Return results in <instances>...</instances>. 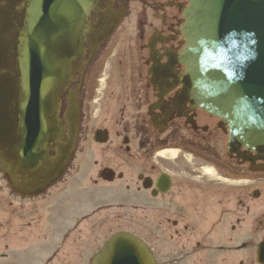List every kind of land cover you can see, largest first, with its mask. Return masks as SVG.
Instances as JSON below:
<instances>
[{"label": "flooded vegetation", "instance_id": "1", "mask_svg": "<svg viewBox=\"0 0 264 264\" xmlns=\"http://www.w3.org/2000/svg\"><path fill=\"white\" fill-rule=\"evenodd\" d=\"M28 2L0 0V22L21 21ZM187 5L188 0H92L67 94L79 88L83 112L87 97L101 86V98L111 100L124 122L117 135L127 168L105 166L99 176L124 182L127 202L150 214L149 239L138 235L155 264H264V157L245 147L228 149L226 124L193 99L181 58ZM6 48L0 38L1 58ZM62 180L22 188L0 173V264H91L94 242H78L87 229L79 226L91 215L76 211L82 217L63 226ZM226 185L234 187L233 196ZM17 216L26 219L19 230ZM43 230L49 242L19 244Z\"/></svg>", "mask_w": 264, "mask_h": 264}, {"label": "water", "instance_id": "2", "mask_svg": "<svg viewBox=\"0 0 264 264\" xmlns=\"http://www.w3.org/2000/svg\"><path fill=\"white\" fill-rule=\"evenodd\" d=\"M86 3L32 0L23 23L5 20L0 26L9 42L0 63L7 70L0 72V171L6 173L12 165L38 170L50 164L40 156L45 155V142L63 132L60 95L68 57L72 50H81V7ZM186 18L184 55L196 97L205 110L228 123V147L264 154V0H190ZM70 103L76 105L74 99ZM77 130V124L69 128L68 142L60 149L63 156L55 165L61 169L74 150ZM96 139L104 141L106 135L99 131ZM92 264L153 260L138 237L118 232Z\"/></svg>", "mask_w": 264, "mask_h": 264}, {"label": "rangeland", "instance_id": "3", "mask_svg": "<svg viewBox=\"0 0 264 264\" xmlns=\"http://www.w3.org/2000/svg\"><path fill=\"white\" fill-rule=\"evenodd\" d=\"M103 92L104 90L100 86L93 98L87 97L86 99L77 149L62 180V185H66L68 190L60 198L58 212V216L62 220L68 221L79 213L76 212L79 208L84 209V212L88 214L98 208V204L106 205L80 225L87 228L84 236H82L86 238L83 242L89 243L93 241L94 251L111 234L119 230L139 233L142 237L149 239L151 227L150 214L137 212L133 207L135 204L134 200L127 202L130 200V195L124 182H99V184H94L92 181V178L98 177L97 172L102 167L116 168L117 172L127 168L123 158V143L117 135V132L121 131L124 122L114 112L112 103L108 102L111 100L101 98ZM99 128H107L109 131V140L105 144H98L93 140L94 132ZM80 185L82 187L78 189ZM223 188L227 191L226 194L234 195L231 192L234 187L226 185ZM133 190L135 192L134 186L131 188L132 192ZM231 207L232 203L226 206V208ZM44 211L37 214L42 215ZM17 217L19 219H16L15 225L19 230L25 226L23 224L26 219ZM43 223L45 227L50 224L48 219L44 220ZM68 223H72V221H68ZM36 236L37 234L31 233L27 239H21L19 244L28 245L39 241L49 242L51 237L49 232L44 230L37 236V239ZM40 237L41 240H39ZM70 239L74 241V237ZM71 261L73 262V260Z\"/></svg>", "mask_w": 264, "mask_h": 264}]
</instances>
